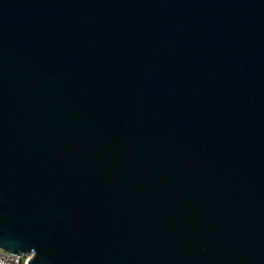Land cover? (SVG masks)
I'll use <instances>...</instances> for the list:
<instances>
[{"label":"water","instance_id":"95a60500","mask_svg":"<svg viewBox=\"0 0 264 264\" xmlns=\"http://www.w3.org/2000/svg\"><path fill=\"white\" fill-rule=\"evenodd\" d=\"M0 248L264 264V0H0Z\"/></svg>","mask_w":264,"mask_h":264},{"label":"built area","instance_id":"2783aa9c","mask_svg":"<svg viewBox=\"0 0 264 264\" xmlns=\"http://www.w3.org/2000/svg\"><path fill=\"white\" fill-rule=\"evenodd\" d=\"M29 257L30 254L10 253L8 250L0 248V264H26Z\"/></svg>","mask_w":264,"mask_h":264}]
</instances>
